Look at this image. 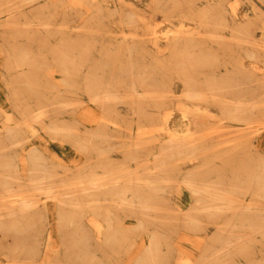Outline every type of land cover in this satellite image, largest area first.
<instances>
[{"label":"rangeland","instance_id":"rangeland-1","mask_svg":"<svg viewBox=\"0 0 264 264\" xmlns=\"http://www.w3.org/2000/svg\"><path fill=\"white\" fill-rule=\"evenodd\" d=\"M192 1L205 3L19 0L41 9L0 11L48 43L0 30V264H264V35L253 19L264 0L224 1L251 19L240 30ZM64 22L85 37L74 48L45 33ZM26 84L38 101L17 92ZM226 87L238 89L221 109ZM50 102L68 112L48 115ZM215 148L238 151L239 164L221 169Z\"/></svg>","mask_w":264,"mask_h":264},{"label":"bare ground","instance_id":"bare-ground-1","mask_svg":"<svg viewBox=\"0 0 264 264\" xmlns=\"http://www.w3.org/2000/svg\"><path fill=\"white\" fill-rule=\"evenodd\" d=\"M34 1H36V0H34ZM44 1V5L41 7L42 8V10L44 9V8H46L48 5L47 4H45V2L47 1V0H43ZM60 0H55V2L57 3V2H59ZM177 1V0H176ZM224 1H226V0H219L217 3H213V4H211L208 0H205L204 2V5H202V3H200L199 1H197V2H195V1H192L191 2V4H190V8L191 9H193L194 11H195V13L199 10V12L201 11L199 8H201V9H205V7H206V9L207 8H211V9H214L215 10V12H216V15L218 16V17H220L221 19H222V21H224V20H227V21H229V22H225L224 21V23L226 24V25H228L231 29L233 28V29H238V30H240V28L241 27H250L251 26V19L248 17V15H247V13H238V12H236L235 11V9L232 7V5L231 6H229L230 7V10H229V8L225 5V2ZM19 0H16V1H14L13 3H11L10 5H6V6H4V7H1L0 8V11H6V12H12V11H16V10H21V11H23V12H25V14L26 13H31L32 11H40V5L39 4H33V3H30L29 5H19ZM186 3V2H185ZM250 3H252V2H250ZM185 5V4H184ZM211 5H213V6H211ZM187 6V7H186ZM185 7L186 8H188V4L186 5ZM51 7H53V11H54V13L52 14V15H50V16H54L56 13H59L60 14V12H58L59 10L56 8V6L54 5V6H51ZM251 7V6H250ZM253 7H255V9H254V11H253V15L255 16L253 19H258L259 21H260V23H261V26H260V29H261V31H262V34H260V35H264V20H262V19H264V15L262 16V12L260 11V9L258 8V6H256V5H254ZM252 9V8H251ZM206 11V10H205ZM228 12H230V14H229V16H230V19L228 20L227 18H226V14L228 13ZM195 13H193V14H195ZM1 15H2V13H0ZM25 14H20V15H25ZM33 14V13H32ZM27 15V14H26ZM62 15V14H61ZM6 16V15H5ZM7 16L8 17H12V20H13V22H8L7 20H5L4 18L3 19H0V30H2V32L4 33V34H6V36L5 37H7L8 35V33H9V36L10 37H16L17 35H18V33L17 32H22V33H24L27 37H30V39H33L34 40V43L37 45V46H40V45H43V47L46 45L47 47H48V43L45 41V39L44 38H42L40 35H38L37 33H36V29L38 28V27H36V29H33V28H31V27H28V26H26L27 28H23V27H21V26H19V25H17L18 23H19V21L16 19V17H17V15L15 16V15H9V14H7ZM60 16V15H59ZM69 16V15H68ZM208 15H207V13L206 12H202V14L200 15V17H199V15H198V17L199 18H201V19H203V18H205L204 20L207 22L208 21V19H209V17H207ZM261 16L263 17L262 19H261ZM45 17V16H44ZM61 17V16H60ZM58 18V17H57ZM47 19V18H46ZM72 19H73V17H72ZM73 21V20H72ZM22 22V24L25 26V25H33V24H36L37 26H40V25H52V23H57L56 21H42V20H38V21H31V20H24V21H21ZM68 22V21H67ZM67 22H64V27H63V29L62 28H52V29H48V30H46L45 31V33L46 34H49V35H56V36H59V38H62V40H61V44L62 45H68V46H70V47H68V49H70V48H74V46L75 45H78V43H80L81 41H83L84 39H85V37L84 38H80V36H79V34L78 33H74V32H71V31H68V29H65L66 28V26H68L67 24ZM9 23H11V24H9ZM15 24V26L17 25V26H19V27H21L22 29H19L18 27L17 28H14L12 25H14ZM70 24V23H69ZM9 25H11L12 27H13V30H11V27H9ZM22 25V26H23ZM10 28V29H9ZM260 31V32H261ZM1 32V31H0ZM14 33H17L16 35L14 34ZM1 34V33H0ZM4 36V35H3ZM8 36V37H9ZM4 37V38H5ZM7 37V40L10 38H8ZM122 38L123 37H121L120 38V40H122ZM239 39V38H238ZM6 40V39H5ZM240 40H246L247 41V39L245 38H240ZM250 40H252V41H255L253 38H251ZM9 41V40H8ZM12 46V49H15V50H25V51H27V49H28V46H29V48L31 47V42L29 43V40H28V43L27 44H25V45H17L16 43H14V44H11ZM46 48V47H45ZM63 48V47H62ZM248 48L249 47H247V48H245V50L246 51H249L248 50ZM31 49V48H30ZM252 50V49H251ZM261 50V49H260ZM253 51V50H252ZM252 51H250L249 52V54H251V55H253V53H252ZM262 52L264 53V49H262ZM92 52H89V51H87V52H85L84 53V55L83 56H85V59H87L88 61L89 60H91L92 58H93V56H91L92 54H91ZM247 53V52H246ZM91 54V55H90ZM103 58L105 59V55L103 56ZM240 65H242L241 63H240ZM242 66H244V64L242 65ZM246 66V65H245ZM244 66V67H245ZM247 67V66H246ZM243 68V67H242ZM222 70H220L219 71V74L220 73H222V74H220V79H224V73L225 72H221ZM33 87L34 86H29V85H27L26 84V86H22V89H21V87H19L18 89H17V92L19 93V94H21V95H23L24 96V94L26 95V92H28L27 94V96L28 97H33L34 99H36L37 101L39 100L38 98H36V96L37 97H40L39 96V93L40 92H38L36 89H35V87H34V89H33ZM106 88V87H105ZM39 89V88H38ZM238 88H230L229 89V87L227 88L226 87V89H223V91H222V93L221 94H218L219 96H220V99H218L217 101H218V103H216V105H220V107H221V105L224 103L222 100H226L227 101V104L229 103V100L228 99H226V98H223L225 95V93L226 92H228L229 90H232V91H230L231 93H234L235 91L234 90H237ZM104 90H106V91H104V92H107V88L106 89H104ZM221 92V91H220ZM229 92V93H230ZM237 92V91H236ZM235 92V93H236ZM224 93V94H223ZM41 94V93H40ZM42 96V95H41ZM98 96V95H97ZM97 96L95 95L93 98H97ZM43 97V96H42ZM99 97H102L101 98V101L100 102H98L97 101V104H100V105H103V104H106V107H111L109 104H107V103H103L104 102V99H105V97H106V95H102V96H99ZM92 98V99H93ZM93 101V100H92ZM51 103L52 102H50V103H48V104H50V106H49V108L48 109H46V111H48L49 112V114L48 115H62L63 113H67L68 111L67 110H65L64 109V106L63 107H60V106H58V105H54L53 103V105H51ZM82 102H80V104H81ZM124 102H121V105L123 104ZM141 104H143V106H148L149 104L148 103H141ZM153 106L152 107H154V108H159L158 106H161V104H159V103H151ZM232 104V103H231ZM46 105V104H45ZM230 104H228V106H229ZM47 106V105H46ZM230 106H232V105H230ZM209 107V106H208ZM211 107V106H210ZM77 108H81L80 107V105H78L77 106ZM211 109H212V107H211ZM221 109H222V107H221ZM91 108H90V106H87L85 109H80L79 111H78V113H79V118L81 119V120H87L89 117L91 118L92 117V112H91ZM206 111H208V110H206ZM210 114V113H209ZM231 115V114H230ZM215 116V115H214ZM217 121V120H216ZM117 130V129H116ZM39 147H37V146H32V147H30V150H34V149H36V150H38V151H40V149H38ZM177 148V147H176ZM48 149H47V146L44 144V146L42 147V151H47ZM213 152L214 153H216V154H219L220 155V157H219V159L221 160V162H222V165H221V169H225V168H229L228 167V164H226V163H228V162H230V163H233V162H235V163H237V164H239L238 162H239V160H241V159H239V152L238 151H229L228 152V155H226V154H223L222 153V151L221 150H219L218 148H215V149H213ZM242 153V152H241ZM237 166V165H236ZM175 168H176V166H175ZM239 168V167H238ZM241 168V167H240ZM221 177H223V176H225V174L224 173H222L221 175H220ZM133 185H134V190H136L137 192H139V193H143L144 192V189L143 188H145V187H147V186H145V185H148V184H142V185H136L135 184V182L133 183ZM192 185H197V184H192ZM215 194H217L216 196L217 197H214V199H217V200H222V201H225V202H231L232 201V199L231 198H227V197H223V196H221V195H218V191L216 190V191H213ZM218 192V193H217ZM139 199H141V197H139ZM21 201H20V206H23V203H24V200L23 199H20ZM124 208H126V209H128L129 208V206H124ZM212 208V207H211ZM243 208H245V209H248V210H250L251 209V207H249V206H245V207H243ZM221 213H223L224 214V212H221ZM11 214V213H10ZM178 216H180L181 215V217L180 218H183V217H191V216H188V215H186V214H181V213H176ZM232 214V213H231ZM231 214H229V215H231ZM183 216V217H182ZM184 221H186V220H184ZM186 223V226L187 225H189L187 222H185ZM80 246V245H79ZM78 246V248H80ZM176 246L178 247V246H180L179 245V243L177 242L176 243ZM137 251H139V252H141V253H144V251L143 250H137ZM136 255V254H135ZM163 259H165L166 260V257H165V255L161 258V261H160V264H166V261H162Z\"/></svg>","mask_w":264,"mask_h":264}]
</instances>
